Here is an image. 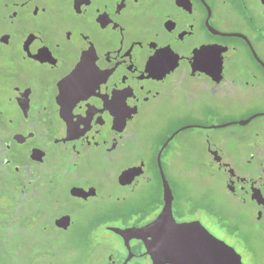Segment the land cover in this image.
<instances>
[{"label": "flooded vegetation", "instance_id": "af4514ba", "mask_svg": "<svg viewBox=\"0 0 264 264\" xmlns=\"http://www.w3.org/2000/svg\"><path fill=\"white\" fill-rule=\"evenodd\" d=\"M37 7L0 0L4 234L33 219L85 264H159L170 215L264 264V0H57L56 28Z\"/></svg>", "mask_w": 264, "mask_h": 264}, {"label": "rangeland", "instance_id": "374dc122", "mask_svg": "<svg viewBox=\"0 0 264 264\" xmlns=\"http://www.w3.org/2000/svg\"><path fill=\"white\" fill-rule=\"evenodd\" d=\"M195 157H186V161L193 162ZM8 194L0 198V207L4 203H9ZM0 217L3 218L2 215ZM4 226L0 224V264H85L83 256L87 254L83 242L79 241H52L46 233L50 226L43 222L42 228L35 226L34 220L23 222L15 228H10L8 236L4 234ZM45 227L46 229H44ZM18 230H23L30 236L29 242L19 239L10 240L9 234H15Z\"/></svg>", "mask_w": 264, "mask_h": 264}, {"label": "water", "instance_id": "95a60500", "mask_svg": "<svg viewBox=\"0 0 264 264\" xmlns=\"http://www.w3.org/2000/svg\"><path fill=\"white\" fill-rule=\"evenodd\" d=\"M157 159L163 178V184L167 186L162 174L160 157H157ZM163 221H161L158 226L162 225ZM156 222L153 225H156ZM177 225L180 226L183 231H175L172 226L166 229L165 236L159 240L158 245L156 244V254H154L153 250L151 249L150 242L145 241L147 250L155 262L159 264L165 262L177 264H226L224 262V255L221 252L223 249H225L226 245L222 241L212 237V250H215L216 252L214 255L209 256L208 251L210 249L206 247L207 242L205 240H190L188 238L190 226L185 224ZM119 232L124 234L127 232V230L119 229Z\"/></svg>", "mask_w": 264, "mask_h": 264}, {"label": "snow or ice", "instance_id": "6c2138e0", "mask_svg": "<svg viewBox=\"0 0 264 264\" xmlns=\"http://www.w3.org/2000/svg\"><path fill=\"white\" fill-rule=\"evenodd\" d=\"M57 3V0H41V7H37L40 9L39 13H43V15L40 17L41 20H45L46 19V22L49 23L51 25V27L53 28H56V27H60L62 26L64 23H65V18L60 16V15H52V13H50L49 9L51 7H53L55 4ZM65 31H67V33H71V29L70 28H67L65 29ZM123 40H124V30L121 29V45L123 44ZM57 46H58V42H57ZM175 60V57H172L169 53V50L168 48L166 47L163 51L161 52H157L155 56H153L152 58V62H153V70L155 71H158L162 64L164 63H167L168 65H171ZM69 99H71L69 97ZM114 104H115V107L113 108V113L114 114H117V111L122 107V101H114ZM44 111H46L47 109L44 108L43 109ZM133 139H135V137H133ZM10 163V161H9ZM16 169H19L18 167L15 168V171L16 172H19L17 171ZM27 196L28 194L25 193V200H27ZM21 211H23V209H21ZM164 220V217H161L160 220H158L156 222V225H153V227H156L158 226L161 221ZM169 222L172 226V228L175 230V231H183V229L178 226L176 224L175 221H173L171 219V216L169 215ZM17 228L19 229V225H17ZM2 233H0V240H2ZM9 239L10 240H21V241H24V242H29L30 241V236L28 233L24 232L23 230H18L15 234H9Z\"/></svg>", "mask_w": 264, "mask_h": 264}]
</instances>
